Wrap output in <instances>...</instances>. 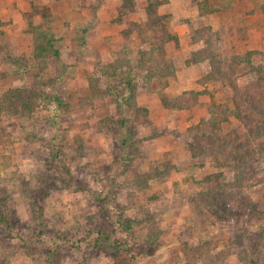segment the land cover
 <instances>
[{
	"label": "rangeland",
	"instance_id": "1",
	"mask_svg": "<svg viewBox=\"0 0 264 264\" xmlns=\"http://www.w3.org/2000/svg\"><path fill=\"white\" fill-rule=\"evenodd\" d=\"M202 1L0 0V264H264V0Z\"/></svg>",
	"mask_w": 264,
	"mask_h": 264
},
{
	"label": "trees",
	"instance_id": "2",
	"mask_svg": "<svg viewBox=\"0 0 264 264\" xmlns=\"http://www.w3.org/2000/svg\"><path fill=\"white\" fill-rule=\"evenodd\" d=\"M206 1L207 0H203L202 2H199V8L200 9L203 10L204 6L206 5ZM153 6L154 5L151 2L148 1L147 14H150V13H153L154 14V11H152ZM120 11H121V9H120ZM41 16L45 20V22H44L45 25L48 26V24H49L52 16H51L50 10L47 7H44V8L41 9ZM152 27L153 28H156L154 24H152ZM32 28H33L32 41H33V45H34V56L35 57L42 56V54H43L44 51H46V50H52L53 49L52 38H50L46 34V32L43 31V29L40 26H34ZM165 34L168 37V39L165 38V36H164L163 33L160 34L161 38L162 39H165V40L160 41L162 44L163 43H166L167 41H170V40H173V41H176L177 40L175 35H172L171 33L168 34L166 32H165ZM162 35L164 36V38H163ZM150 50H152V47H150ZM53 52L55 54L57 52L56 49ZM206 58L207 57L201 56L200 58H197L196 60L197 61H200V60H204ZM166 66H167L169 72L166 71L167 70L166 68H164V69L163 68H160L159 69V77H163L164 78V77L173 76L174 69H173L172 65L169 64V65H166ZM197 94H196V92H193V91H190V92L185 93L186 97H184V98H182L180 100L181 104L184 105L182 102H185V100L188 102V103H186V105H184L185 107L198 104L197 103V99H196ZM238 179H241V175H240V178H238ZM128 226H129V224H128ZM103 236H105V241H107L109 239L108 238V235H106L105 233H103Z\"/></svg>",
	"mask_w": 264,
	"mask_h": 264
}]
</instances>
